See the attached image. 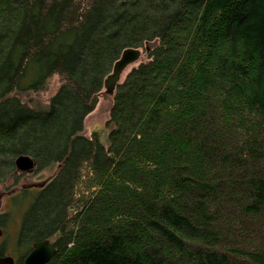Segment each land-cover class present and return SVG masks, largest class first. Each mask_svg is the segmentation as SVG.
I'll return each instance as SVG.
<instances>
[{"label": "trees", "instance_id": "trees-1", "mask_svg": "<svg viewBox=\"0 0 264 264\" xmlns=\"http://www.w3.org/2000/svg\"><path fill=\"white\" fill-rule=\"evenodd\" d=\"M130 48L104 146L85 119ZM21 154L60 170L14 199L16 264H264V0H0V185Z\"/></svg>", "mask_w": 264, "mask_h": 264}, {"label": "rangeland", "instance_id": "rangeland-1", "mask_svg": "<svg viewBox=\"0 0 264 264\" xmlns=\"http://www.w3.org/2000/svg\"><path fill=\"white\" fill-rule=\"evenodd\" d=\"M146 59L147 55L143 54L141 61L143 62ZM138 64L139 63H136L125 71V75L122 77V82L132 68L136 67ZM60 85L61 78L53 76L43 91L38 93L27 92V94H23L20 97L22 101L28 103L33 108L46 109L50 103V98L57 93L60 89ZM98 98L99 103L94 112L85 119L84 134L90 137L95 133H99L102 143L106 146L107 134L110 128L108 122L111 120L110 112L114 99L105 93L99 95ZM59 170L60 167L58 165L52 169L42 170V172H39L36 169H31V171L27 172L21 171L20 173L18 172L17 175H11L7 182L0 185V213L8 214L11 217L9 221L11 223L7 229L3 230L4 235L1 237L0 242H5L9 239L8 244L10 246L12 244L15 245V241L20 234L22 217L27 211L30 200H28L29 198H26V202L16 205L14 199L20 198L23 192L38 191L44 183L53 179Z\"/></svg>", "mask_w": 264, "mask_h": 264}, {"label": "water", "instance_id": "water-1", "mask_svg": "<svg viewBox=\"0 0 264 264\" xmlns=\"http://www.w3.org/2000/svg\"><path fill=\"white\" fill-rule=\"evenodd\" d=\"M142 51L140 48L127 49L124 51L121 59L115 63L113 75L114 77L110 78L106 86L110 91L115 89L117 82L122 79L124 76L123 73L128 66H130L135 60L140 58ZM16 166L24 172L31 171L34 169V162L31 158H19ZM4 235L3 231L0 230V239ZM56 256V249L49 241L38 242L34 245L33 251L25 260L24 264H47L51 261L52 258ZM0 264H14L12 258L0 257Z\"/></svg>", "mask_w": 264, "mask_h": 264}, {"label": "bare ground", "instance_id": "bare-ground-1", "mask_svg": "<svg viewBox=\"0 0 264 264\" xmlns=\"http://www.w3.org/2000/svg\"><path fill=\"white\" fill-rule=\"evenodd\" d=\"M130 49H133V48H130ZM137 49V48H136ZM127 50V49H126ZM148 49L146 48L145 50H143V49H141V51H142V55L143 54H146L147 56H148V54H149V50L147 51ZM125 51V50H124ZM123 54H124V52L122 53V55H121V57L123 56ZM142 55H141V57L140 58H138L137 60H135V62H133L130 66H128L127 67V69H125V71H127L128 70V68H130L131 66H134L136 63H139L138 65H136V67H134V68H132V70H134V69H136L137 67H139V66H141V65H144V63L146 62V60L145 61H141V58H142ZM121 57L116 61V62H118L120 59H121ZM115 62V63H116ZM114 63V64H115ZM115 66V65H114ZM131 70V71H132ZM113 71H114V68H113V70H112V72L111 73H109L108 74V76L104 79V82H103V88L101 89V91L98 93L99 95H101L102 93H105V94H107V95H109V96H111V97H113V99H115V93H116V90H117V88H118V85H122L124 82H125V80L122 82V79H120L118 82H117V84L115 85V89L112 91H110V89L108 88V86H106V83H107V81L112 77H114V75H113ZM130 71V72H131ZM129 72V73H130ZM129 73H128V75H129ZM123 75H125V72L123 73ZM127 75V76H128ZM126 79V78H125ZM49 82V81H48ZM99 97V96H98ZM97 97V98H98ZM98 103H99V98H98V101H97V104H96V106H95V108L97 107V105H98ZM113 103H114V100H113ZM113 103H112V105H113ZM95 108H94V110H95ZM93 113V112H92ZM89 116V115H88ZM87 116V117H88ZM86 117V118H87ZM83 136H85V137H88V136H86L84 133H83ZM107 136H108V134H107ZM106 141H107V144L106 145H108V138L106 139ZM31 158L32 160H33V162H34V169H36L37 170V166L35 165V160L31 157V156H27V155H23V154H21V155H19V157H17L16 158V160H15V167H16V172H15V174L17 175V173L19 172H21L22 170L21 169H19L17 166H16V164H17V161L19 160V158ZM28 211V210H27ZM26 211V212H27ZM25 212V213H26ZM22 222V221H21ZM22 226H23V222L21 223V228H22ZM0 230H2L3 231V228L0 226ZM21 230V229H20ZM46 241H49V240H46ZM50 242V241H49ZM36 243H38V242H36ZM35 243V244H36ZM52 243V242H51ZM34 244V245H35ZM53 245V244H52ZM33 248H34V246H33ZM32 252V251H31ZM30 252V253H31ZM30 253H29V255H30ZM1 257V256H0ZM2 257H6V258H12L13 260H14V264H16V255H14V254H12L11 252H9L8 253V255H6V256H2ZM1 257V258H2ZM27 259V258H26ZM25 259V260H26ZM53 259V258H52ZM51 259V260H52ZM25 262V261H24Z\"/></svg>", "mask_w": 264, "mask_h": 264}]
</instances>
